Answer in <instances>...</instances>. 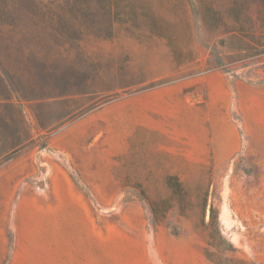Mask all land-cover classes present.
Wrapping results in <instances>:
<instances>
[{
	"label": "rangeland",
	"instance_id": "1",
	"mask_svg": "<svg viewBox=\"0 0 264 264\" xmlns=\"http://www.w3.org/2000/svg\"><path fill=\"white\" fill-rule=\"evenodd\" d=\"M209 70L264 81V0H0V264H264V147L152 92Z\"/></svg>",
	"mask_w": 264,
	"mask_h": 264
},
{
	"label": "crops",
	"instance_id": "2",
	"mask_svg": "<svg viewBox=\"0 0 264 264\" xmlns=\"http://www.w3.org/2000/svg\"><path fill=\"white\" fill-rule=\"evenodd\" d=\"M152 92L169 96L170 103L173 104L174 126L186 135H194V133L198 135L196 142L200 144L203 154L207 153L210 137L216 144L217 153L225 158L238 150L234 117L238 120L243 134L250 141L264 147V81H248L217 70H209L196 78L187 77ZM147 95L149 93L131 100L142 101ZM148 109L146 104L138 106L137 110L130 106L125 111L128 114V127H134L135 119L139 124L141 117L146 118ZM11 188L8 186L6 189V200L3 204L5 207L10 202ZM51 198L52 201L49 199L46 201L23 192L15 202V208L25 211L33 205L53 210L56 208V203L53 201L56 197ZM63 205L67 206V204ZM68 208H74L71 202ZM69 229L74 228L70 226ZM49 245V251L54 252V243L51 242Z\"/></svg>",
	"mask_w": 264,
	"mask_h": 264
}]
</instances>
